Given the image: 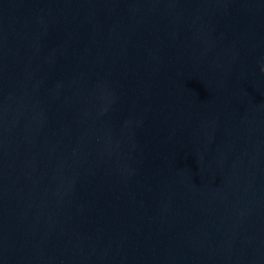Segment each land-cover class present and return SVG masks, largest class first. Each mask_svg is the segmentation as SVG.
<instances>
[{
  "label": "water",
  "instance_id": "obj_1",
  "mask_svg": "<svg viewBox=\"0 0 264 264\" xmlns=\"http://www.w3.org/2000/svg\"><path fill=\"white\" fill-rule=\"evenodd\" d=\"M0 264H264V0H0Z\"/></svg>",
  "mask_w": 264,
  "mask_h": 264
}]
</instances>
